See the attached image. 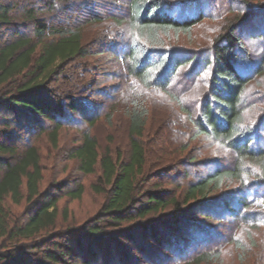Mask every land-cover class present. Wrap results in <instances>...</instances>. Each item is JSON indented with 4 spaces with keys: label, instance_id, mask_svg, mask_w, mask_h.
I'll return each instance as SVG.
<instances>
[{
    "label": "trees",
    "instance_id": "obj_1",
    "mask_svg": "<svg viewBox=\"0 0 264 264\" xmlns=\"http://www.w3.org/2000/svg\"><path fill=\"white\" fill-rule=\"evenodd\" d=\"M124 1L127 6L112 0L85 2L70 22L63 20L76 7L72 0H47L46 10L37 1L21 7L14 0H0V113L6 114L0 122L5 125L0 129V264H134L130 254L137 252L141 258H134L142 259V264L145 258L151 264H169L170 257L178 264L213 263L221 251H202L200 246L208 245L215 231L206 234L208 227L201 222L185 230L179 217L195 207L214 216L222 202L233 218L264 227V105H256L249 94L251 83L264 78V57L255 64L244 39L250 34L264 42V0L257 7L243 0L246 11L230 7L231 16L200 59L197 51L173 48L169 39L191 35L207 16L205 3L210 0ZM56 3L64 19L52 24L43 14L54 11ZM105 19L122 26L124 32L127 21L130 29L125 46L118 49L116 44L112 51L125 62L127 72L119 102H127L123 114L129 146L126 152L103 150L90 131L82 134L67 158L84 176L99 169L92 189L104 199L89 221L61 230L58 203L62 197L81 200L83 183L46 180L42 147L29 140L9 143L6 139L12 133L37 130L49 138L52 149H58L67 118L78 115L90 126L95 124L100 115L95 114L97 107L86 100L85 107L76 104L85 92L77 83L84 81L77 63L91 54L84 24ZM29 24L33 32L24 34L22 27ZM141 91H161L170 97L183 113L181 123L188 132L213 138L235 152L232 166L218 164L199 175L179 197L164 188L162 180L171 179L178 166L193 160L189 161V146L183 143L176 152L162 155L155 170L151 167L149 143L162 131L152 136L146 99L137 98ZM117 104L111 103L104 113L109 123ZM229 181L239 182L253 196L246 197L241 188L242 193L230 191L215 199L213 193ZM192 247L196 250L187 254Z\"/></svg>",
    "mask_w": 264,
    "mask_h": 264
},
{
    "label": "rangeland",
    "instance_id": "obj_2",
    "mask_svg": "<svg viewBox=\"0 0 264 264\" xmlns=\"http://www.w3.org/2000/svg\"><path fill=\"white\" fill-rule=\"evenodd\" d=\"M14 1L19 2L21 7L28 3V1H37V6L42 8L47 0ZM72 1L75 2L74 6L76 7L73 6L74 9L64 16L66 19L63 21L68 20L72 22L74 19H77L78 9L82 4L93 0ZM112 1H114V3L116 2L115 4L117 6L121 4L127 6L128 3L124 0ZM242 1L243 0H210L209 3H205V14L207 16L194 26L192 34H181L178 37L173 35L169 39V43H171L173 48L182 51H197L196 55H198V58L200 59L205 53L204 50L211 45L210 42L220 32L226 17L231 16L232 12L231 10L229 11V8L231 7L232 11L234 9L246 11ZM246 1H249L253 7H257L259 6V3H261L259 0ZM84 5H86V3ZM90 6L93 7L91 3L88 4V7ZM46 7L47 6H43L42 9L46 10L48 8ZM60 7L59 3H56L54 11H51V13L49 11L44 12L43 15L50 23L57 24L61 22V19H64L61 15L63 11L59 10ZM125 19L128 20L127 17ZM17 21L18 23L23 22L22 19H17ZM84 25L85 44L89 51H91V54L86 58L79 59L78 63L76 62L81 67V71H83V73L80 74L84 77V81L78 79L77 83L80 88L85 91L79 96L80 98H83L82 102L76 104L80 107H85L87 103L85 104L84 101L86 100L90 105L97 107V109H95V114L100 115L95 124L90 126L87 122L82 121L80 119L81 116L78 115L73 116L75 119H72V117L67 118V120H65L66 124L64 130L60 135L58 149H52L49 138L40 134L37 130H34L33 132L21 131L18 135L12 133L13 135H8L6 139L9 143H27L29 140L32 143H38L42 147V153L47 168L46 180L49 181L56 179V181H60L61 179H68L73 182L78 181V183H83L85 190L81 200H68L66 197H62L58 203L61 218L58 227L61 230L78 228L85 222L89 221L97 213L104 199L102 194H97L92 189V184L96 183L99 177V169L96 174L84 176L77 171L76 164L67 158L69 151L78 144V139L82 134L90 131L97 137L99 145L103 150L111 148L112 150L126 152L129 146L127 120L123 114V109L127 102L126 99L125 101L119 102L123 96L119 91L125 86L127 72L125 70V62L121 61L115 53L113 54L116 44L118 45V49L125 46V35L130 32L129 26L127 25V21H125L123 26V29L125 30L124 32L121 30L122 26L120 28L109 19H105L102 22H91L90 25H87L86 23ZM27 27H22L23 33L31 34L33 32L32 26L29 24ZM249 35L250 34H246V37H244L246 46L250 52L248 57L255 64H260L263 62L264 57V42L262 40L254 39L253 37L251 38ZM244 58H246V56H244ZM202 73L203 76L206 75L205 72L202 71ZM251 84L252 86L249 87L251 98L255 99L256 105H264V78H259ZM58 85H60V83L55 84V86ZM129 95L132 96V94L128 93V96ZM137 98H140L141 100L146 99L148 109L152 115V120L149 121L153 125L152 136L158 131H160V133L162 131L161 136H154L153 141L156 140L153 143H149L150 148H152L151 167L153 169L154 166L157 167L159 165L162 155L166 156L165 154L167 152L170 153L171 151L176 152V149L183 145V143L189 146L188 152L191 156L189 161H193L178 166L177 169L170 174L171 179L166 178L162 181L158 180L164 183L163 187L169 189L173 195L175 194V196L179 197L183 190H185L189 181L196 179L201 174H206L208 171L214 170L218 164L223 165L224 167L232 166L234 159H236L235 152L226 148L213 138L205 135H194L188 132L182 124L184 122L183 113H181L174 101L171 102L170 97L161 91H152L150 93L141 91ZM117 102L118 104L115 108L116 112L109 123L108 119L104 116V113H107V108L111 103ZM5 115L6 114L4 113H0V122H2V118H4ZM163 116L165 118L167 117V119L160 120ZM155 121L157 122L155 123ZM164 121L166 124L163 123ZM44 123L46 126L50 124L49 121H44ZM158 125H160V127ZM4 127L5 125H0V129H4ZM11 128L12 125H9V129ZM164 129H166V131ZM239 185V182L236 181L227 182L223 185L222 189L216 190L213 193L215 199L230 191L233 193H242L241 188H245L240 187ZM244 191L246 197L251 198L253 196L252 193H250L251 191L248 192L246 189ZM222 203L217 206L214 211V216L211 217L206 215L205 211L200 209L195 210V207L185 217H179L182 219L181 226L185 230L190 227L189 230L191 231L192 226H194L193 223L198 225L199 222H201V224H206V227L209 228H205L204 232L206 234L212 235L211 232L215 231L214 235L210 238L211 240L208 245H204V247L200 246L202 251L213 249L221 251L219 259L209 264H264L263 224H256L251 221L244 222L241 219L233 218L229 215V212L223 210L224 204ZM66 208L68 209V215L63 213V210ZM14 210L17 212L19 209ZM188 210H190V208H187L186 211ZM169 219L170 218L166 220L170 221ZM201 224L200 226H202ZM165 225H168V223ZM161 228L162 227L158 228V230ZM135 235L138 236L139 234ZM202 235L200 234V237ZM57 241L60 240L58 239ZM235 241L237 243H235ZM51 246L52 244H49L47 247ZM160 249L161 248H159L158 251H162ZM92 250H96V246H94ZM194 250H196V247L190 248L187 251V254H192ZM127 253L130 254V252ZM154 253L155 252H153V255ZM130 255L133 257L131 261L134 264L143 263L142 259L136 261L137 259L135 260L134 258H141L139 252L131 253ZM170 255L173 254L171 253ZM123 256L125 257L124 251L122 252V257ZM170 258L172 262L169 264L179 263L177 262L179 260H174L172 257ZM145 261L144 264H151L146 258Z\"/></svg>",
    "mask_w": 264,
    "mask_h": 264
}]
</instances>
